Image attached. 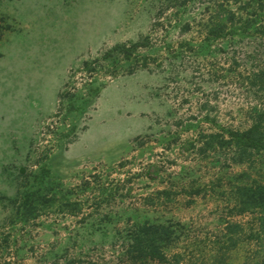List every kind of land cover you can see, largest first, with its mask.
Instances as JSON below:
<instances>
[{
  "label": "rangeland",
  "instance_id": "obj_1",
  "mask_svg": "<svg viewBox=\"0 0 264 264\" xmlns=\"http://www.w3.org/2000/svg\"><path fill=\"white\" fill-rule=\"evenodd\" d=\"M262 2L0 0V264H264Z\"/></svg>",
  "mask_w": 264,
  "mask_h": 264
},
{
  "label": "trees",
  "instance_id": "obj_2",
  "mask_svg": "<svg viewBox=\"0 0 264 264\" xmlns=\"http://www.w3.org/2000/svg\"><path fill=\"white\" fill-rule=\"evenodd\" d=\"M262 5H264V0ZM259 129V125L256 124L245 131H230V134L233 142H236L237 145L241 144L248 147L264 148V132ZM243 191L239 200L240 211L254 210L257 208L264 210V188L245 186ZM41 202L43 201L40 200ZM166 240L167 235H163L161 232H159L157 237H149L147 234L145 237H139L137 239V245L143 246V249L139 248L142 253L162 258L164 254L160 251V244L166 242ZM225 254H227V251L222 249L221 255Z\"/></svg>",
  "mask_w": 264,
  "mask_h": 264
}]
</instances>
